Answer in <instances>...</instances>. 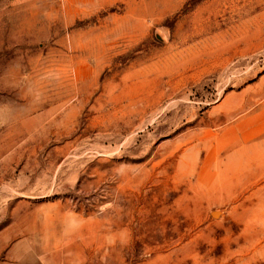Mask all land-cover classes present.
<instances>
[{"label": "rangeland", "instance_id": "374dc122", "mask_svg": "<svg viewBox=\"0 0 264 264\" xmlns=\"http://www.w3.org/2000/svg\"><path fill=\"white\" fill-rule=\"evenodd\" d=\"M0 264H264V0H0Z\"/></svg>", "mask_w": 264, "mask_h": 264}]
</instances>
